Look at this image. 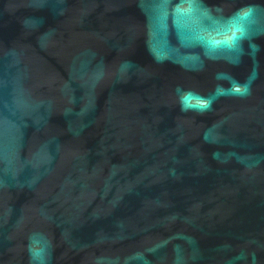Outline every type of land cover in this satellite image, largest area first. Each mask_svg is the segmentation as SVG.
<instances>
[{
    "label": "water",
    "instance_id": "obj_1",
    "mask_svg": "<svg viewBox=\"0 0 264 264\" xmlns=\"http://www.w3.org/2000/svg\"><path fill=\"white\" fill-rule=\"evenodd\" d=\"M0 264H264V0H0Z\"/></svg>",
    "mask_w": 264,
    "mask_h": 264
}]
</instances>
